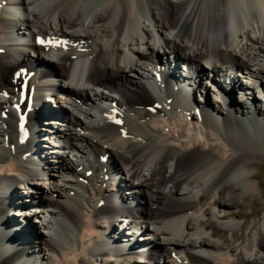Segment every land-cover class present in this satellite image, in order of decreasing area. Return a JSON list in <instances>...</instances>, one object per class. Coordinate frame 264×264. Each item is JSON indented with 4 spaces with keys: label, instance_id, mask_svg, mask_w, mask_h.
Returning <instances> with one entry per match:
<instances>
[{
    "label": "bare ground",
    "instance_id": "1",
    "mask_svg": "<svg viewBox=\"0 0 264 264\" xmlns=\"http://www.w3.org/2000/svg\"><path fill=\"white\" fill-rule=\"evenodd\" d=\"M10 2L0 0V264H81L85 256L100 260L99 264H159L157 260L163 264H264L259 259L264 258V207L261 221L253 223L245 239L232 234L231 240L216 243L219 240L213 239L223 238V228L232 231L235 222L216 226L206 218L212 212L223 213L222 220L244 216L237 225L242 228L246 216L239 196L250 202L258 195L264 197L257 172L250 170L256 161H264V110L258 105L264 100V0H18L23 10L20 17ZM18 26L26 35L23 44L16 39ZM39 35L65 38L77 47H38ZM153 45L165 56H173L174 62L168 63L175 70L180 69L176 61L186 62L197 74L195 82L208 79L202 67L221 73L229 83L220 88L229 90L235 103L236 93L250 87L237 85L240 78L249 80L253 84L249 89L258 96L245 93L234 109L232 97L223 95L215 100L222 108L218 112L209 108L208 94L202 104L181 103L174 88L178 85L172 82L175 72L171 78L165 76L163 84L154 79L158 56ZM144 65L152 72L140 73ZM21 69L34 73L29 86L43 101L39 112H28L31 137L27 143L3 94L18 92L24 74L16 82L13 76ZM37 80H43L52 93L49 98L58 103V111L47 110L48 95ZM57 82L68 89L62 91ZM146 83L156 86L159 96ZM101 88L116 92L123 102L101 94ZM99 100L121 112L100 108L95 104ZM77 101L79 107L74 105ZM238 110L252 113L262 123L244 124ZM60 122L68 129V137L54 129ZM44 124L48 126L41 133H49L46 139H54L65 151L63 155L56 151L53 166L65 176L54 182L43 201L37 167L28 157L32 156L31 139L38 137L37 130ZM38 146L43 151L48 147ZM67 151L81 153L83 159L66 158ZM105 154L109 159L103 163ZM44 161L42 155L43 174L53 179V170ZM119 175L128 183L138 181V186L126 191L122 179L112 181V176ZM23 182L29 184L28 193L35 195V201L25 205L42 204L33 211L38 220L33 224L38 222L46 237L37 238L32 227L26 226L33 216L21 221L10 214L14 209L19 211L13 213L15 217L27 215L17 192ZM60 185L68 193L58 192ZM130 193L129 208L118 209L115 204L121 206L120 199L126 201ZM116 217L129 228L135 221L150 229L147 240L155 238L159 245L138 246L148 250L143 254L126 250L125 244L117 248L115 233L108 231L115 225L109 222L98 235V222L105 218L113 222ZM30 237L34 239L19 247V241ZM196 250L205 255H197Z\"/></svg>",
    "mask_w": 264,
    "mask_h": 264
},
{
    "label": "rangeland",
    "instance_id": "2",
    "mask_svg": "<svg viewBox=\"0 0 264 264\" xmlns=\"http://www.w3.org/2000/svg\"><path fill=\"white\" fill-rule=\"evenodd\" d=\"M23 14V13H22ZM21 28V26H18L17 27V29H18V35H20V36H22V37H25L24 35H23V33H24V31H23V29H20ZM23 28V27H22ZM154 46V48L156 47L155 45H153ZM155 50H156V56H158L159 54H161V53H163L161 50H159V48H155ZM164 55V54H163ZM170 54H168L166 57H167V59H169L170 57H168ZM32 55H30V57H31ZM165 56V55H164ZM169 61V60H168ZM173 62H174V59H173ZM142 69V70H141ZM140 70H139V72L141 73V71L142 72H145V73H148V72H152V70H151V68H150V66L149 65H144V66H142V68H141ZM149 79H151L152 78V75L150 74L149 76ZM207 79V78H206ZM243 80H247V79H243V78H240L239 80H238V83H237V85H245V83H243ZM246 84L248 85V86H252L253 84L252 83H247L246 82ZM58 86L60 87V89L63 91H66L67 89H68V86H67V84H65V83H63V82H59L58 83ZM250 87H244V92L246 91V90H250L249 92H247V93H250V92H254V95L256 96H258V93L257 92H255L253 89L251 90V89H249ZM246 93V92H245ZM236 96H239V95H236ZM252 97V98H251ZM251 97H249V100L251 101V100H253V96H251ZM260 97V96H259ZM46 98V97H45ZM239 98L240 97H238V98H236V99H238V102H237V100H236V103H239L240 101H239ZM244 98H246V97H244ZM244 98H242L243 100H244ZM48 99H50L49 97L46 99V107H47V110H49L48 108H50V109H55V105H56V103L57 102H51V103H49V100ZM235 100V99H234ZM242 100V101H243ZM259 100V99H258ZM199 101V100H198ZM232 101H233V98H232ZM242 101L238 104V106H240L241 105V103H242ZM209 102V101H208ZM234 102V101H233ZM44 103H45V101H44ZM212 103L213 102H211L210 101V104L209 105H211V107H214L213 109L212 108H210V106H209V108L210 109H212V110H216L217 112L219 111V110H222V108H221V106L219 105V103H218V101H215L214 103L217 105V106H215V105H212ZM55 104V105H54ZM58 104V103H57ZM75 106H77V107H79L80 106V102L79 101H77L75 104H74ZM258 105H259V107L263 110V108H264V105L261 103V101L259 100L258 101ZM57 107H58V105H57ZM216 107V108H215ZM59 110V107H58V109L56 110V111H58ZM242 110H243V108H242ZM56 111H52V112H56ZM71 111L73 112V113H78L77 114V116H79L78 118H80L82 121V123H85V118H83L82 116H80L79 114V112L77 111V110H75V108L74 107H72V109H71ZM47 121H49V120H47ZM50 122H52L51 120H50ZM48 126V124H44L43 126L42 125H40V127L38 128V130H37V132H38V136H39V139H40V141H45V140H47L46 138L48 137H50L51 135L48 133V134H46V133H44V131H42V133H43V136H45V137H42V136H40L42 133H41V128H45V127H47ZM55 127H54V129L56 130V131H58V132H60L61 134H64V135H66V137H68V133H69V131H68V129L64 126V124H62L61 122H60V124L59 125H54ZM44 138V139H43ZM54 138V137H53ZM42 139V140H41ZM58 141H59V138H56ZM51 140V139H50ZM52 140H54V139H52ZM51 140V141H52ZM52 143V142H51ZM45 145H43L42 146V148H45V147H47L48 146V151L49 152H51L52 151V153H53V155L52 156H50V157H48L47 156V154H48V152H46V151H43L41 148L40 149H38L37 151L41 154V156L42 155H44V162H46V166L47 167H50L51 168V170H53L52 172H53V174H52V176H54V178L52 179V178H50V177H47L48 179V183L47 182H45L44 184H42L41 182H38V184H39V187H40V191H41V194L39 195V197L41 198V196H42V200H43V195L46 193V192H48L51 188H52V186L53 185H55V181H63V178H61V174L60 173H58L59 172V170L56 168V170H58V171H55V168H53V166H54V160L56 159L55 157H57V152L56 151H60V147H59V144H55L54 143V145L55 146H58V147H55V146H53V145H49L48 143H44ZM25 148H26V150L28 149V147H26L25 146ZM47 153V154H46ZM62 155L64 154L63 152H60ZM29 154V153H28ZM60 154V155H61ZM79 154H81V153H79ZM66 158H67V156L69 157V158H71V159H73V161L75 160V157L73 156V155H69L68 153H66L65 155H64ZM29 159L30 158H32V156H29L28 157ZM70 159V160H71ZM76 161V160H75ZM262 164H264V161H256V165L254 166V168H252V169H250L251 171H252V173H256L257 172V174H258V177H259V180L258 181H260L261 182V186H260V188H261V190L262 191H264V169L262 168ZM62 173H63V171H62ZM64 174V173H63ZM65 176V174L63 175V177ZM122 178V181H120V184H123L124 185V187H125V190L126 191H128V192H131L132 190H134V188H136V186H138V181H134V180H132V183L130 182V183H128L127 182V178H125L124 176L123 177H121ZM125 178V179H124ZM258 181L256 180L255 182L256 183H258ZM61 184V183H60ZM134 184V185H133ZM48 185V186H47ZM62 185V184H61ZM61 185L59 186V187H57V189H58V192H60V193H65V192H67L68 193V191H65V189H63V187H61ZM42 186V187H41ZM43 186H44V189H43ZM48 187V188H47ZM104 190L106 189L105 188V186H103L102 187ZM186 187L184 186V187H182V189H185ZM108 190V189H107ZM17 192H18V195L20 196V194L21 195H23V193H22V190L21 189H17ZM71 191L69 192V194H70V196H72L71 195ZM31 194H33V195H31V197H26V198H24V195H23V197L22 196H20V198H21V200L20 201H22V203L24 204V206H25V204H27V202L30 200V204H32L35 200L33 199L34 198V193H31ZM57 194V193H56ZM126 196H128V197H126V201H124V200H121L120 199V201H121V206L120 207H122V208H124V207H128L129 208V201H130V199H131V193L130 194H128V195H126ZM28 198H31V199H28ZM18 198H14V200L13 201H16ZM39 198L37 197V200H38ZM18 201V200H17ZM44 201V200H43ZM133 203H137V200H134L133 201V199L131 200ZM32 202V203H31ZM238 202L241 204H243L244 203V207L243 208H241V211L244 213V215L246 216V222L244 223V225L242 226V228H238L237 227V225H238V223H243V221H244V216H241V217H238L237 219H235V220H222L221 218L222 217H220V216H222L223 215V213H211L209 216H206V218L208 219V221H210V222H212L214 225H216V226H218L221 222H222V224H230V223H234L235 222V224H233L234 225V228L232 229V231H228V230H230V227L227 229V227L224 229L223 228V230H222V234H223V238H221L219 235L218 236H216L215 237V239H213V241H218L219 240V242H216V243H220L221 241H223V240H226V241H229V240H231L232 239V234L234 235V236H237V237H239V238H243V239H245L247 236H248V233H249V231H250V228L252 227V225H253V223L255 222H260L261 221V219H262V214H261V212H262V209H263V207H264V197L263 196H261V195H258V196H256L255 197V199H254V201L253 202H250V201H246V200H244L243 198H241L240 196H239V198H238ZM35 205L37 204V205H40V206H42V204H39V203H34ZM114 205V204H113ZM98 206L100 207L101 206V203H98ZM142 206H146V204H144V203H142ZM148 206V208H149V205H147ZM251 207H253V209H254V211H252L251 210ZM38 209H40V208H38ZM16 212H19L18 210H12V211H10V214L12 213V217L14 218V219H17V220H24V218L23 219H18V216H20V215H17V217H15V215L13 214V213H16ZM16 214H19V213H16ZM21 217V216H20ZM117 219H119L118 217H116V220L115 221H113V223L111 222V223H108V225L109 224H114L115 225V227H113L112 226V229H115L114 231V233H115V235H116V233H120V226H119V223H118V220ZM35 221H38L37 220V218H36V216H33V217H31V219H30V221H29V225H28V223H27V227L29 228V227H32V234H34V235H36L37 236V238H43V237H46V235H47V233H45V230H43L44 228L38 223V222H36V223H34L33 224V222H35ZM102 221V220H101ZM101 221H99L98 222V229L96 230V231H98V235L99 234H101V233H104L105 232V224H103ZM238 221V222H237ZM117 222V223H116ZM135 222V221H134ZM134 222H132V226H133V223ZM120 224H121V222H120ZM22 225V224H21ZM108 225L106 226V228L108 227ZM25 226V225H24ZM132 226H131V228H129V227H127L126 226V230H124L123 232L125 233V232H128L129 233V231L132 229ZM153 227V226H152ZM151 226H149V228H152ZM21 228H22V226H21ZM128 230V231H127ZM148 230H150V229H148ZM59 231V230H58ZM151 231V230H150ZM123 232H122V235H123ZM128 233H125L124 235L126 236H128ZM44 235V236H43ZM30 239H34V238H23L21 241H19L18 242V245H19V247L20 246H25L26 244H28L31 240ZM139 240V239H138ZM166 240H169L168 238H166ZM13 241H16V240H13ZM140 241V240H139ZM141 243L143 242V240L142 241H140ZM158 244V243H157ZM159 245V244H158ZM157 245V246H158ZM234 246H237V243H234L233 244ZM108 247V246H107ZM114 249V248H113ZM223 249H225V248H223ZM259 259H260V261H262L263 263H264V258L262 259V257H260L259 256ZM83 260L84 261H82L81 262V264H87V262H85V261H89L91 264H99L100 263V260H98V261H95V260H91V259H89V256H85V257H83ZM144 260L142 259V261L141 262H143ZM138 264H141V263H138ZM146 264H151L150 263V261H148V263H146Z\"/></svg>",
    "mask_w": 264,
    "mask_h": 264
},
{
    "label": "snow or ice",
    "instance_id": "3",
    "mask_svg": "<svg viewBox=\"0 0 264 264\" xmlns=\"http://www.w3.org/2000/svg\"><path fill=\"white\" fill-rule=\"evenodd\" d=\"M41 43H43V41H41ZM5 95H7L6 93H5ZM19 106L17 105V108H18ZM117 123H119V121H116Z\"/></svg>",
    "mask_w": 264,
    "mask_h": 264
}]
</instances>
